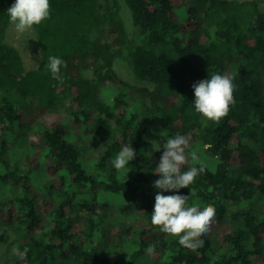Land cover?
<instances>
[{
    "label": "trees",
    "instance_id": "trees-1",
    "mask_svg": "<svg viewBox=\"0 0 264 264\" xmlns=\"http://www.w3.org/2000/svg\"><path fill=\"white\" fill-rule=\"evenodd\" d=\"M199 1L126 0L139 28L130 38L118 0H49L34 26L42 61L28 70L7 42L15 0H0V221L17 238L5 264H264V0ZM50 56L66 62L63 83ZM123 58L154 87L123 79ZM214 74L235 86L218 123L193 103L192 85ZM177 134L191 137L182 171L205 166L178 194L215 208L195 250L151 223L155 168ZM124 146L136 157L118 173ZM229 214L237 223L217 246L213 229Z\"/></svg>",
    "mask_w": 264,
    "mask_h": 264
},
{
    "label": "clouds",
    "instance_id": "clouds-1",
    "mask_svg": "<svg viewBox=\"0 0 264 264\" xmlns=\"http://www.w3.org/2000/svg\"><path fill=\"white\" fill-rule=\"evenodd\" d=\"M7 14L15 31L24 34L50 17V3L49 0H15ZM62 65L67 66L65 61L56 56H50L46 64L53 79L61 83ZM234 87L233 78L224 74H214L208 79L194 83L192 88L195 111L206 120L218 123L228 114L229 106L234 103ZM190 139V136L177 134L170 137L163 147L159 164L155 168V174L160 178L154 181L153 186L160 191L155 195L151 223L161 232L178 237L182 247L195 250L202 243L199 237L208 231L215 217V208L207 205L201 210L197 205L189 206V195L178 194L179 190L189 188L195 178L205 171L203 162L199 167L191 166L187 171H182L189 160L186 150ZM135 157L133 148L124 146L113 159V167L119 173ZM190 158L192 161L199 159L195 153H192ZM164 192L177 194L164 195ZM146 251L148 255H152L154 246L150 245Z\"/></svg>",
    "mask_w": 264,
    "mask_h": 264
},
{
    "label": "rangeland",
    "instance_id": "rangeland-1",
    "mask_svg": "<svg viewBox=\"0 0 264 264\" xmlns=\"http://www.w3.org/2000/svg\"><path fill=\"white\" fill-rule=\"evenodd\" d=\"M118 1L120 5V14L122 19L124 20L127 34L130 38H136V36L139 35V28L136 27L133 23L132 12L126 3V0ZM197 1L198 2H195L194 5L198 7L200 6L201 2L199 0ZM206 6L208 7L209 5L206 4ZM95 36L96 34L93 35V37ZM7 42L12 46H15L20 51L28 70L37 69L40 66L42 61V54L38 41L37 31L34 26L31 31L24 34H19L15 31L14 26L10 25L7 28ZM115 66L119 75L127 82H129L132 86L137 88L148 87L151 89L154 87L153 83H151L150 81L142 80L135 75L133 66L128 59L123 58L117 60ZM85 74L87 77H91L92 75L89 71H86ZM150 136V139L152 140V146L155 143L157 144L162 141L157 137V135L153 134ZM39 181L41 182V179H39ZM247 205V203L241 204L242 208H246ZM116 206L121 205L119 203H116ZM189 206H192V203ZM112 207L109 206V208L106 209L107 211H109V214H112L114 217H116V208ZM251 207L252 210H256V208H261V205L259 203H255L254 206L251 205ZM140 212L141 211H139L137 214H139ZM116 222L117 223L115 224V226H117V229L115 227L114 228L116 229V231H121L126 223H121L123 222L121 221V219H117ZM236 223L237 217L229 214L226 219H224L218 226L213 229V241L217 246L220 245V241L225 234H229L230 232H232V229L236 225ZM16 239L17 238L15 232L0 221V264H5V262H7L8 260H13V258L15 257L13 243Z\"/></svg>",
    "mask_w": 264,
    "mask_h": 264
}]
</instances>
